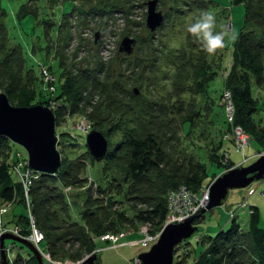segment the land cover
Masks as SVG:
<instances>
[{
    "label": "rangeland",
    "instance_id": "1",
    "mask_svg": "<svg viewBox=\"0 0 264 264\" xmlns=\"http://www.w3.org/2000/svg\"><path fill=\"white\" fill-rule=\"evenodd\" d=\"M149 1L152 0H0V93H4L8 97L6 88H11L13 92L9 94V103L13 106L24 105L29 107L28 101L31 100V104L33 103L32 105H34L35 101L32 102L33 97L38 98V90L41 91L42 97H45L46 100L48 99L46 101L47 104L43 106H49L52 112L54 109L57 110L54 116L55 134L56 132L59 134H56L58 151L60 152L61 150L64 153L62 156H68L70 160L80 161L82 158L80 154L85 151L84 136L90 130H97L103 133L106 128L116 126L119 123L121 125L125 124L129 120L128 117H134L131 120L135 121L136 124L148 126L149 117L144 119V113L137 106V104L141 103L142 98L144 99L145 97L135 98L134 101L128 97L129 91H134L135 94H133L135 96L141 92L142 88L138 80L144 75L152 80L151 85L146 84L144 81L141 82L143 87L146 85L150 87L148 90H144V94L149 97L150 93L152 101L161 103L157 106L161 110L153 113L152 109L148 111L150 119L156 125H160L165 132L163 134V142L165 144L162 147L167 153L168 157L166 160L169 164L167 168H164V171L175 172L177 170L179 174L187 173V175L194 177L192 184H187L188 188L186 186L185 188L204 194V192L209 190L210 184L217 175L235 165L231 166L227 159L219 157L214 146L209 145V148H207L203 141L200 142L194 139V134L191 131L187 133L184 128L182 129L183 116L190 113L191 105L189 104L190 101H187L180 107L177 100H170V97L176 95V87H169L164 84V87L160 88L162 91L153 90L156 89L155 86L157 87V85L159 86L163 83V77L172 75L168 72L169 68L164 63L165 56L168 54L167 49L175 50L174 48L184 45L188 41L192 33L190 29L187 31L186 25L192 16H186L183 12L181 14L179 12L175 13L173 11V3H176V0H156L155 10L161 12L164 19L160 26L151 31L146 26ZM205 1H207L206 3H219V8H228L227 22L231 21V25H227L226 46L231 45L243 25L246 29H261L245 16L243 3H249V0H244L241 4H234L231 0ZM198 13L197 11L196 14ZM262 14L263 19L260 24L264 25V9ZM244 19L246 23H244ZM262 29H264V26ZM125 37L135 40L130 53L119 51L121 42ZM16 42L21 44L26 63H23L22 59L14 51V47L17 48ZM13 52L16 53L15 56L8 59V56L12 55ZM229 55L228 53L223 55L221 59L222 69L227 66ZM217 59L218 56L213 52L208 58L210 61L209 66L219 69ZM198 61L202 67L206 66L202 62V58H199ZM262 70L261 80L257 74H253L251 84H254V86L251 89L258 91L259 106L262 108L258 117L261 118V124L264 126V89H262L264 88V66ZM61 71L63 72L61 73ZM34 75L39 80H35ZM60 75L65 85L64 98L61 97V100L57 99L58 103L56 105L54 85L55 82L59 85ZM220 75L224 78L221 71ZM220 75L216 76L214 86L222 90V77ZM117 83L123 84L125 90L122 92L117 91ZM257 85L262 88H256ZM243 90L245 95L247 94L248 96L249 88ZM150 91L156 94H152ZM226 91L229 93L230 101L231 95L233 96V101L235 96L237 97L235 93L231 92V94L226 89L221 91V99L219 100H221L223 107L225 103L223 94ZM214 96L216 99L217 94ZM164 104H167V106ZM130 106H133L134 112L128 110ZM243 108L245 116L239 118L241 120L234 125V128L239 127L240 129L238 130H243L248 135V144L245 146V155L248 156L257 153L256 146L252 140L257 138L263 145L264 140L260 136L261 128L258 125L253 126L251 121H247L249 120L248 116L250 115L248 114L250 112L254 118L257 117L253 114L254 109L251 110L245 105ZM117 135L115 132L109 137L104 136L109 141L107 142V148L111 147V142L118 139L120 134L117 133ZM230 137L234 142L231 134ZM62 141L64 142L63 144L67 145H65L66 148L61 147L60 149V145H62L60 142ZM197 143L204 145L206 152L210 154V165L207 166V171L205 166H203V170L199 167H192L198 161L197 153H200L196 149ZM69 145L74 147L70 151L67 150ZM262 150L256 155H264V149L262 148ZM16 151H20L23 157L26 158L25 150L20 145L12 142L10 158L14 159ZM62 152L60 153L62 154ZM229 153L236 164L240 163L236 167L241 166L243 162L242 153L236 148L232 149V147L229 149ZM73 155H77V158H71ZM93 161L92 165L90 161L86 164L83 163L86 167L79 173V179H81L80 187H72L73 190L69 194L68 202L73 205L69 211L71 214L67 219L68 222L75 223L74 220L78 219L76 212H74L75 210L79 214L82 212L87 213L85 209L93 213V220L96 221L94 229L89 226L84 227L85 235H87L85 239L89 243L87 245L89 250L85 251L83 249L84 246H80L77 240L67 235L54 246L57 258H53L66 260L69 264H75L86 257L96 255V264H134V258L136 259L140 253L148 250L155 242L142 246L141 242H137L139 240L138 237L147 232L159 235L165 227V219L158 230L150 222L135 220L132 224L123 223L120 231L124 232V234L131 233L138 236L135 238L130 235L121 237V241L117 244L97 243V240L100 241L103 236L102 233H104L101 229H98L100 227L97 223L101 219H104L102 220L103 226H106L112 222L111 219L118 221L117 211L126 209L125 212H130L129 215H132V213L139 210H150L153 205L131 198L133 195H130V192L127 191L129 184H125L126 186L119 192V197L115 195V191L98 192V185L104 183L101 172L103 162ZM250 162L252 161L246 162L243 166L250 164ZM225 165L228 167H225ZM190 167L192 170L189 171ZM113 171V174L116 173L117 175L115 177L120 180L121 176L115 170ZM116 171L121 173L122 167H117ZM205 171L206 176H204ZM202 177L209 178L204 185L200 184ZM149 178L154 181L155 174L151 173ZM108 179L110 180V176H108ZM111 182L112 185L110 186L113 190H115L117 183H123L122 180L119 182L112 180ZM65 190L68 191L67 188ZM89 190L93 197L102 201L100 204H95V202L92 205L84 206L85 203L77 200L76 197L79 192L88 193ZM241 203L244 205H240ZM250 205H255L259 208L260 226L264 227V184L260 181H253L245 188L229 190L221 205L202 213L201 222L195 224L197 231L188 238L195 251L199 253L203 248L202 244L196 242L197 237L199 235H215L221 230H227L235 211L237 213L235 219L240 224H245ZM238 206L239 208L245 207V211L241 212ZM20 207L23 209L22 206ZM5 208H7V205L0 201V212H3ZM21 209L16 208V213L20 212ZM198 212L189 217L197 215ZM96 214L98 215L97 219ZM106 215H109V217ZM3 217L5 220L8 218L5 215ZM15 220L16 218L13 219V221ZM29 221L31 226L34 225L31 218H29ZM57 224L59 223L56 222ZM4 225L0 215V242L2 235L7 234ZM32 227L28 236L32 233L34 234L35 230H37L34 226ZM64 227H67V225L64 224L63 228L55 227L53 234L66 232ZM37 231L39 232V230ZM10 234L16 235L14 232H10ZM104 235L118 237V235L109 231ZM28 236H26V239H28ZM42 239L43 236L38 239V243ZM131 239L133 240L128 243ZM28 240L35 245L30 239ZM95 243L99 246L98 249ZM78 249L81 252V254H78V259L65 257ZM4 251L7 257L10 256L11 258L13 256L9 247L5 246ZM175 254L179 255L177 259L180 261L182 249L177 248ZM45 255L41 254L44 264H47L48 259ZM48 258H50L49 255ZM0 264H2L1 243Z\"/></svg>",
    "mask_w": 264,
    "mask_h": 264
},
{
    "label": "trees",
    "instance_id": "2",
    "mask_svg": "<svg viewBox=\"0 0 264 264\" xmlns=\"http://www.w3.org/2000/svg\"><path fill=\"white\" fill-rule=\"evenodd\" d=\"M206 2L205 0H176V3H173V11L175 13L179 12L181 14L183 12L186 16H192L186 25L187 31L190 29L192 35L189 36L188 43L186 42L184 45H179L177 48H174L175 50L167 49L168 54L165 56L164 63L169 68L168 72L172 75L163 77V83L159 86L157 85V87L155 86L156 89L153 90L162 91L160 88H163L164 84L169 87H176V95L170 97V100H177L180 107L187 101H190L189 104L191 105L190 113L183 116L182 129L184 128L187 133L191 131V133L194 134V139L200 142L203 141L207 148H209V145H212V147L214 146L219 157L227 159L231 166L240 164H236L230 157L229 149L231 147L232 149L236 148L242 153V158L250 157L248 160L241 163V166H243L246 162H253L259 157L258 155L246 156L245 147L243 149H238L230 137L232 126L236 125L237 122L241 120L239 119L240 117L242 118L245 116V112L242 110L244 109V105L251 110L254 109L253 114L257 117L254 118L250 112L248 114L250 115L248 116L249 120L247 121H251L253 126L258 125V127L261 128L262 132L260 136L264 140V126L261 124V118L258 117L262 111V108L259 106L260 98L257 94L258 91L251 89L254 86V84H251L253 74H257L260 80L263 75L264 29H262V27L264 25H261L260 21L263 19L262 10L264 9V0H249V3H243L244 0H231L234 4L243 3L247 19L261 29H246L243 25L230 46H226L225 43L228 36V8H219V3ZM197 11L199 12L198 14H196ZM244 23H246L245 19ZM16 43L17 48L14 47V51L22 59V62L26 63L21 44L19 42ZM15 52L8 56V59L14 57L16 54ZM213 52L218 56L217 61L219 62V69L209 66L210 61L208 58ZM226 53L230 54L228 64L230 63L231 65L227 75L223 78L220 75L222 69L221 59ZM199 58H202V62L206 66L202 67L198 61ZM62 72L63 71H61V73ZM61 75L59 85L57 82H55L54 85V99L56 100V105L58 103L57 99L61 100V97L64 98L65 85L64 82H62ZM217 75L222 77V90L214 86V80ZM34 77L35 80H39L36 75H34ZM138 81L142 88L141 92L135 96L134 91H129L128 97L133 101L135 98L145 97L144 99L142 98L141 103L137 104V106H139L144 113V119L149 117L147 121L148 126L145 124H136L135 121L131 120L134 119V117H128L129 120L125 122V124L121 125L119 123L116 124V126L106 128L103 133L101 132L107 137L115 132L116 135L119 133L120 136L118 139H115L116 142H111V147L107 148L106 154L101 160L103 162L101 172L104 183L98 185L97 190L98 192H106L107 190L111 192L115 191V195L119 197V192L123 190V187L126 186L125 184H129L127 191L130 192V195H133L131 198L142 201L148 205H153V207L150 210H139L138 212L132 213V215H129L130 212H125L126 209L123 208L125 210L117 211V215L119 216L118 221L111 219L112 222L106 226H103L102 220L104 219H101L97 224L100 227L98 229L104 232L102 235L107 234L109 231L112 234L118 235V238L115 242L105 239L103 241L97 240V243L103 242L111 245L120 242L121 237L129 235L133 236V238L137 237L138 235L131 233L124 234V232L120 231L122 227L121 224H132L135 220L139 222H150L154 227H157L156 230H158L167 214L168 193L177 190L180 186L187 187V184L189 185L193 182L194 177L187 175V173L179 174L177 170L175 172L164 171V168H167L169 164L166 160L168 157L167 153H165L162 147L165 144L163 142V134H165V132L160 125H156L150 119V113L148 111L152 109L153 113L161 110L157 108L161 103L152 101V95H150V93L149 97L144 94V90H148L150 87L147 85L143 87L141 82L144 81L146 84L151 85L152 80L150 78L142 75ZM116 85L117 91L122 92L125 90L123 84L117 83ZM180 85L181 87L177 89ZM246 88H249L250 96H247V94L245 95L243 89ZM256 88L262 87L257 85ZM224 89L237 95L234 101L231 95V103L235 110L233 123L227 121L224 107L221 104V100H219L221 99V91ZM12 90L11 88H6L8 97L9 94H12ZM35 91H37V89H35ZM151 93L156 94L153 92ZM215 94H217L216 99L214 96ZM47 100L45 97H42L41 91L38 90V98L33 97L32 102L35 101L34 105H36V103L39 105H46ZM28 102V106H32L33 103L31 104V100ZM20 106L26 107L24 105ZM165 106H167V104ZM48 108L50 107L48 106ZM128 110L134 112L133 106L128 107ZM56 111V109L53 110L54 115ZM56 134L58 133L56 132ZM252 142L256 146L255 149L257 153L263 151L262 148L264 149V145L260 143L257 138L252 140ZM63 143V141L60 142V144H62L60 145V149L67 145ZM71 148L74 147H70L69 145L67 150L70 151ZM205 148L204 145L197 143L196 149H198L197 151H200V153H197L198 161L196 164L192 165V167H199L203 170V166H205L207 171V166L210 165V154L206 152ZM11 151L12 142L6 138H0V201L7 205V208H5L3 212H0V215L1 221L5 224L4 226L6 228L4 229L7 233L10 234V232L17 231V236L26 238L33 228L32 226H34L43 236L42 241L36 246L37 250L42 255H49L50 259L53 261H63L55 259L57 258V252L54 246L67 235L77 240L80 246H84L83 249L88 251L87 245L89 243L86 241L87 239H85L87 235H85L84 227L89 226L93 228L94 225H96V221L93 220V213L85 209L87 213L82 212L79 214L78 211L75 210L74 212H76L78 217V219L74 220L75 223L71 221L68 222L67 220L68 216L71 214L69 211L73 205L68 202L70 198L69 194L73 190L72 187H80L81 179H79V173L86 167L85 164L88 161L91 162V165L94 163V159L90 155L87 147L85 146V151L80 154L82 155L80 161L70 160L68 159L70 157L62 156L61 166L55 174L38 172V177L31 179V185L26 188V191L23 188L21 177L14 166H16L18 162H22L20 171L24 172L27 167V156L25 155V158L20 151H16L14 153V159H12L10 158ZM60 152L62 151L60 150ZM63 154L62 152L61 155ZM73 157L77 158V155L71 156V158ZM117 167H122L121 173L116 171ZM225 167L228 166L225 165ZM113 170L121 176L120 180L123 181V183L116 184L115 190L111 189V181L119 182L120 180L115 177L117 175L116 173L113 174ZM190 170H192V168L189 169V171ZM206 171L204 176H206ZM151 173L155 174L154 181L149 178ZM108 176H110V180ZM208 179L207 177H202L200 179V184L204 185ZM66 188L68 191L65 190ZM79 193L81 194L78 195ZM79 193L76 198L80 202L85 203L84 206L92 205L95 202V204H100L102 202L93 197L90 190L88 193ZM20 206H22L23 209H21ZM16 208H20V212L16 213ZM244 211L245 207L241 212ZM236 214L235 211L231 224L227 230H221L215 235H199V237H197L196 242L203 246L199 253L195 251L192 243L188 239L176 245V249H182V255L180 257L182 261H178L177 258L179 255L175 254L173 264H264V227L260 226L259 208L255 205L249 206V214L245 224H240V222L235 219ZM4 215L6 218L8 217L7 220L4 219ZM95 216H97V219L98 215L96 214ZM106 216L109 217V215ZM202 217L203 214L200 213L199 210L197 217L194 219V224H199ZM15 218L16 220L13 221ZM29 218L33 220L34 225L31 226ZM79 221H82V223ZM56 222L59 224L56 225ZM64 224L67 225V227H64L66 232L59 234L55 233L54 235V228H63ZM141 236L138 238L141 239L144 237V235ZM132 240L133 239L128 243ZM97 243H95V245H97ZM3 244L4 247H9L13 254L11 258L10 256L7 257V264H38L35 256L25 246L10 239H5ZM96 248L98 249L99 246L97 245ZM78 254H81L80 249L67 254L65 257L78 259Z\"/></svg>",
    "mask_w": 264,
    "mask_h": 264
},
{
    "label": "water",
    "instance_id": "3",
    "mask_svg": "<svg viewBox=\"0 0 264 264\" xmlns=\"http://www.w3.org/2000/svg\"><path fill=\"white\" fill-rule=\"evenodd\" d=\"M156 0L148 2L146 26L154 31L163 22L164 16L155 10ZM231 25V21L228 23ZM97 37V36H96ZM135 40L125 37L119 51L130 53ZM6 138L20 145L26 152L27 166L37 172L55 174L61 166L62 155L58 151V140L55 134V116L52 110L43 105L29 107L13 106L8 97L0 93V138ZM85 146L96 161H101L107 151V140L97 130L85 134ZM264 178V155L246 166H234L215 177L210 184L208 201L200 213L221 205L231 189L245 188L253 181ZM195 216L180 223H169L160 232L150 248L138 255L140 264H173L176 245L191 237L196 231ZM10 239L25 246L37 259L44 264L35 245L25 238L12 234L1 237L2 264H7V255L3 241ZM96 255L89 256L75 264H96Z\"/></svg>",
    "mask_w": 264,
    "mask_h": 264
},
{
    "label": "built area",
    "instance_id": "4",
    "mask_svg": "<svg viewBox=\"0 0 264 264\" xmlns=\"http://www.w3.org/2000/svg\"><path fill=\"white\" fill-rule=\"evenodd\" d=\"M230 67V63L227 64L226 67H223L221 70V74L223 76H226L228 73ZM47 79V78H45ZM45 83V82H44ZM46 84V83H45ZM51 90V89H50ZM52 91V90H51ZM223 99L225 101L224 103V110L225 115L227 118V121L229 123H233L234 119V107L229 99V93L226 91L223 94ZM239 127L234 128V125L232 126L231 135L234 138V143L238 149H243L248 140V135L243 130H238ZM87 132V130H86ZM20 154V153H19ZM257 153L253 154L256 155ZM250 157H244L243 162L248 160ZM22 165V162H18V164L15 167V170L19 173L21 180L23 182V187L26 191V188L31 185V179H35L38 177V172L30 169L28 166L26 167L24 172L20 171V167ZM261 183H264L263 179L260 180ZM208 192L198 193L195 191H192L190 189L185 188V186H180L177 188V190H173L168 195L167 200V215L165 218L164 225H167L169 223H179L187 219L190 215H194L195 212H198L201 208L205 206V204L208 201ZM240 205H244L241 203ZM244 208V207H243ZM239 208L238 209H243ZM36 232L28 236V239H30L35 245L38 244V239L42 237V234L35 230ZM17 235V231H13ZM158 234H150L149 232L144 233V237L139 239L137 242H141L142 245L147 246L149 242L156 241ZM118 237L114 235H103L101 240L109 239L113 242L117 240ZM45 257L48 259L47 264H69L66 261H53L50 258H48V255H45ZM135 264H140L138 258L134 260Z\"/></svg>",
    "mask_w": 264,
    "mask_h": 264
},
{
    "label": "bare ground",
    "instance_id": "5",
    "mask_svg": "<svg viewBox=\"0 0 264 264\" xmlns=\"http://www.w3.org/2000/svg\"><path fill=\"white\" fill-rule=\"evenodd\" d=\"M195 217H197V215H195ZM26 239V238H25ZM26 240H28V239H26ZM29 241V240H28ZM150 248V247H149ZM138 258V257H137ZM139 260V259H138ZM139 262H140V260H139Z\"/></svg>",
    "mask_w": 264,
    "mask_h": 264
},
{
    "label": "clouds",
    "instance_id": "6",
    "mask_svg": "<svg viewBox=\"0 0 264 264\" xmlns=\"http://www.w3.org/2000/svg\"><path fill=\"white\" fill-rule=\"evenodd\" d=\"M230 22V21H229ZM247 144H248V142H247ZM258 156H260V155H258ZM260 181V180H259Z\"/></svg>",
    "mask_w": 264,
    "mask_h": 264
}]
</instances>
